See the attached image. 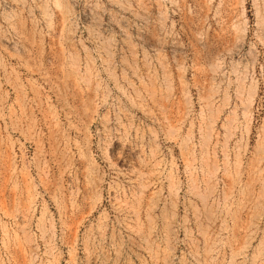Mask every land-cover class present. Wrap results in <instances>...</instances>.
<instances>
[{"label": "rangeland", "instance_id": "1", "mask_svg": "<svg viewBox=\"0 0 264 264\" xmlns=\"http://www.w3.org/2000/svg\"><path fill=\"white\" fill-rule=\"evenodd\" d=\"M0 264H264V0H0Z\"/></svg>", "mask_w": 264, "mask_h": 264}, {"label": "bare ground", "instance_id": "2", "mask_svg": "<svg viewBox=\"0 0 264 264\" xmlns=\"http://www.w3.org/2000/svg\"><path fill=\"white\" fill-rule=\"evenodd\" d=\"M241 1H242V0H241ZM237 3H238V2H237ZM65 13H67V12H65ZM67 16H68V15H66L65 17H67ZM62 17H63V16H62ZM164 33H165V32H164ZM163 39H164V38H163ZM198 39H199V38H198ZM160 45H161V44H160ZM160 47H161V46H160ZM160 47H159V48H160ZM156 52H157V51H156ZM252 91H253V90H252ZM249 106H250V105H249ZM244 109H245V108H244Z\"/></svg>", "mask_w": 264, "mask_h": 264}]
</instances>
